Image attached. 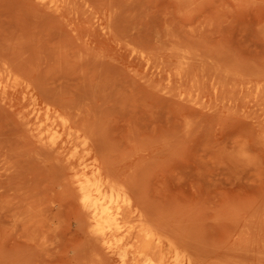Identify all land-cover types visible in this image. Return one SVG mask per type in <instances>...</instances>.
Masks as SVG:
<instances>
[{
  "label": "rangeland",
  "instance_id": "1",
  "mask_svg": "<svg viewBox=\"0 0 264 264\" xmlns=\"http://www.w3.org/2000/svg\"><path fill=\"white\" fill-rule=\"evenodd\" d=\"M80 162L125 226L264 264V0H0V264H119Z\"/></svg>",
  "mask_w": 264,
  "mask_h": 264
},
{
  "label": "bare ground",
  "instance_id": "2",
  "mask_svg": "<svg viewBox=\"0 0 264 264\" xmlns=\"http://www.w3.org/2000/svg\"><path fill=\"white\" fill-rule=\"evenodd\" d=\"M72 172V181L75 183L76 192L79 197L80 211L83 212L81 213L86 216L88 224L91 225L92 233L98 244L107 254L116 255V261L119 264H199L198 261L192 257L189 250L184 249L182 247L183 245H181L182 242L188 241L181 239L182 242H176L177 237L175 238L173 236L175 239L171 238L165 234L168 229H166L167 231H165L164 228L160 229L162 226L157 225V227L154 222L153 225L156 227L153 226V228H158L161 232L164 231L165 233L158 232V229L156 231V229L150 226L151 224H148L149 218H147V224L142 221V217L140 219L136 217L129 225L125 226L127 216L124 213V209L128 206V201L123 191L115 188L112 184L110 185V183L107 182L108 180L103 178L101 172L97 168L88 170L86 165L80 162L72 167ZM138 214H140V212ZM152 220L153 219H151L149 223H153ZM112 237L115 238L114 241ZM124 244H128L129 246L123 248ZM190 244L189 248L193 245ZM187 245L186 247H188ZM234 247L232 248L231 246V251L232 249L235 250ZM192 248H194V246ZM198 249L199 248L196 250ZM202 249L206 248L199 249V253H202ZM229 249L230 247L227 251H230ZM259 249H255L253 252L256 254V251L258 252ZM251 250L250 252L253 253ZM240 251L241 252H238L239 254L242 253V250ZM248 252L249 251H247V253ZM261 252L264 251L262 250ZM234 253L235 259H243L246 255L242 253L243 257L240 258L242 254L237 255L240 256L237 257L236 252ZM258 253L259 254L255 255V259L260 257L259 259L261 260L260 255L262 253H260V251ZM247 255L249 257V253ZM232 260L230 258L233 264L240 261L233 262ZM209 261H211V259ZM256 262L257 260H255V263ZM241 263L240 261V264ZM248 264H250V262ZM257 264L261 263L258 262Z\"/></svg>",
  "mask_w": 264,
  "mask_h": 264
}]
</instances>
